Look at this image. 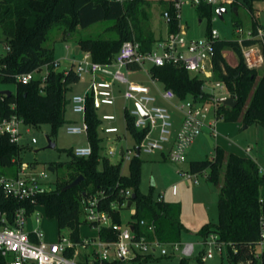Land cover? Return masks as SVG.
<instances>
[{
	"label": "trees",
	"instance_id": "1",
	"mask_svg": "<svg viewBox=\"0 0 264 264\" xmlns=\"http://www.w3.org/2000/svg\"><path fill=\"white\" fill-rule=\"evenodd\" d=\"M146 5L147 0H0V27L8 47L0 60V83L15 85L10 95L0 93V117L16 114L26 124L36 128L48 123L54 134L62 126L76 122L67 117V110L71 106L70 91L78 82L79 76L72 66L65 67L62 72L54 67V45L47 44L52 40L51 33L57 30L60 32L59 40L68 41L82 28L111 20L112 24L105 31L113 32L115 36L77 38V46L81 52L90 51L95 61L110 63L127 40L139 41L144 50H150L154 43L162 40L154 38L144 18ZM196 8L199 18L206 17L211 21L213 5L202 1ZM249 9L253 15V28L263 26L254 15L252 3L249 4ZM169 11L170 32H177L179 27L174 6ZM235 24L238 27L241 22L236 20ZM54 41L55 38L52 42ZM250 42L251 40L244 39V43ZM227 48L237 54L239 62L236 66L230 65L226 60L223 51ZM44 65L49 67L46 83L42 84L40 77L27 83L18 80L19 75L35 71ZM128 69L135 74L141 66L129 63ZM150 74L164 87L172 88L180 99L193 98L200 102H210L214 97L205 89V78L198 74L192 75L183 66H151ZM258 75L259 70L249 69L245 65L237 39L220 38L215 43L212 78L214 82H223L228 92L237 100L234 107L217 103L218 118L226 121L241 120L245 125L259 124L264 127V71L256 82ZM85 118L89 124L87 137L92 154L78 157L71 148L68 150L72 156L71 162L51 163L50 166L55 170L65 166L68 173L67 178L54 183L52 191L37 197V202L43 206L47 216L56 218L61 230L69 229L74 241H81L80 228L88 224L81 218L83 201L91 195H97L99 208L108 212L112 224H121V209L128 207V201L123 206L126 198L122 190L131 189L132 193H136V198L133 203L134 220L129 224L133 225L137 237L145 235L149 239L158 238L165 243L180 242L183 229L180 206L165 199H156L152 192L146 194L139 189L141 157L135 154L129 163V174H124L122 159L112 162L108 156L101 155L104 137L100 133V127L107 120L102 118L100 110L94 106L91 95L88 96ZM125 122L127 132L133 137L135 146H138L147 130L135 126V117L127 109ZM214 147V158L192 160L189 165L190 172L194 174L209 169L207 180L219 187L218 220L204 225L203 233L207 236L215 233L226 244L228 264H241L251 257V250L258 239L262 212L259 200L264 196V179L259 173V164L252 157L228 151L219 145ZM20 150L21 145L12 141L9 135L0 134V176L16 173L21 161ZM79 175H83L84 179L78 185L62 190ZM19 205L17 200L7 198L0 192V210H8L12 216L13 209ZM29 207L30 210L33 209V205ZM141 220L146 223L141 224ZM152 222L155 224L153 231L148 228ZM98 234L104 240L117 239L113 226L103 225ZM150 258L152 254L138 253L128 263L120 259L114 263L142 264ZM183 262L184 260L182 264Z\"/></svg>",
	"mask_w": 264,
	"mask_h": 264
},
{
	"label": "built area",
	"instance_id": "2",
	"mask_svg": "<svg viewBox=\"0 0 264 264\" xmlns=\"http://www.w3.org/2000/svg\"><path fill=\"white\" fill-rule=\"evenodd\" d=\"M193 1L199 4L204 0ZM184 2L185 0L175 1L174 11L177 19L181 18V7ZM205 2L215 6L219 0H205ZM164 15L171 20L169 10H166ZM236 31L239 35L243 33L241 25L236 28ZM219 39V33L215 29H211L210 34L204 38H188L184 31L179 30L169 32L166 38L154 43L150 50L142 49L137 40H127L110 63L95 61L90 51H79L82 56L73 59L72 67L79 78L85 74L91 75L92 78L85 94L71 96V108L74 113L82 115V120L81 123L67 124V133L88 134L89 124L85 118L88 96H93L94 106L98 109L103 105H113L117 98L115 87L121 84L124 85L122 94L125 99L134 102L132 108L128 106L125 108L135 117V126L138 129H146L147 133L138 146L134 144L131 148L124 147V154H120V149L119 151L110 149L109 154L118 153L123 162H129L137 154V148L140 147V153L151 154L166 151L171 161H186L187 149L205 128H209L212 134L216 133V121L209 119L211 110L215 112L218 119L216 96L212 99L214 107L211 108L208 102H200L193 98H178L172 88L159 89L157 87V93H154L148 85L136 83L131 79L132 73L128 69V64L137 63L141 67L147 63L151 66L173 64L183 66L191 72L204 73L205 78H212L215 43ZM244 39H249L251 42L244 43ZM237 40L245 65L249 69L264 68V26L258 25L256 29L252 28L245 36H239ZM59 66L60 62L56 60L54 67ZM40 69H44V72L37 75ZM40 69L21 74L17 78L27 83L33 78L40 77L44 84L49 75V67L44 65ZM152 81L154 84L157 83L154 78ZM215 86L220 89L226 88L221 81H215ZM159 97L172 103L182 115L181 125L172 146L170 144L175 131L173 114L167 106L158 103ZM0 99H2L1 96ZM139 106L147 116H144ZM102 118L114 121L116 116L105 113ZM31 127L16 114L10 117H0V134L9 135L12 141L20 145L24 132L30 133ZM103 129L106 133L119 131L115 125H107ZM32 142L36 143L37 139L33 137ZM73 152L78 157L89 156L92 154V147L90 143L86 146L73 147ZM259 173L264 179V166L259 165ZM183 177L195 183L200 181L198 174L191 172L184 173ZM53 189L54 183L50 180L48 171H38L36 165L23 161L19 162L15 174L0 176V192L7 198L17 200L20 204L13 209L12 216L8 210H0V264H115L114 261L118 259L128 263L138 253L148 255L160 251L161 255H171L175 250H179L184 256L190 257L196 252L197 244L194 242L165 243L158 238L149 239L145 235L138 238L130 224L125 227H121V224H112V218L108 212L99 208L97 195H91L83 201L86 210L85 220L96 228L98 233L106 223L113 226L117 232L116 240H104L98 234L93 237L84 236L81 241H74L70 230L65 229L66 232L60 233L57 241H48L45 238V231L39 226L42 219L38 209L43 206L37 202V197ZM122 192L126 198L124 206L133 193L131 189L122 190ZM176 192L177 185L175 184L173 193L176 194ZM159 199H164V195H160ZM259 201L262 212L258 239L251 250V257L244 264H264V196H261ZM29 205H33V209L30 210ZM113 205L117 206V204ZM145 223V220H141V224ZM148 228L153 231L155 224L150 223ZM202 244L204 250L201 251L200 259L203 263L214 257L216 252L222 255L223 247L226 246L215 233L209 234ZM258 248L261 249L259 252Z\"/></svg>",
	"mask_w": 264,
	"mask_h": 264
},
{
	"label": "rangeland",
	"instance_id": "3",
	"mask_svg": "<svg viewBox=\"0 0 264 264\" xmlns=\"http://www.w3.org/2000/svg\"><path fill=\"white\" fill-rule=\"evenodd\" d=\"M176 0H147L146 13L144 18L149 24L152 34L155 39H161L170 32V20L164 15L166 10L174 6ZM235 2V3H234ZM252 3L253 12L260 24L264 26V0H219L218 4L214 6V13L211 21L204 17L199 18L197 13V6L200 3H195L193 0L186 1L181 7V18L178 19V29L184 31L188 38H204L211 29L218 31L221 39L231 40L237 39L239 36H245L253 28V15L249 9V4ZM219 5H223L227 11L220 17L216 12ZM237 7V11H235ZM241 22L243 33L239 35L236 31L235 21ZM112 24L111 20L97 22L87 28L78 30L68 41L59 40V31L54 30L51 33V38L56 39L48 41L47 44L54 45L55 58L65 67H71L72 61L75 57L82 56L74 54L77 46V38L81 37H98L102 36L110 38L115 36L113 32L105 31V29ZM0 27V60L7 52L6 42ZM69 46V48H68ZM225 55L230 63L235 64L236 59L233 50L227 48ZM238 59V57H237ZM239 62V59H238ZM150 64H144L141 69L135 74L130 75L131 79L139 84H145L150 87L163 88V85H154L148 71ZM264 68L259 69V75L256 80L262 76ZM44 69H40L37 75H41ZM192 75L198 74L205 78L204 73L191 72ZM87 74L79 78L78 82L73 85L70 95L85 94L89 87ZM204 86L207 91L214 96H228L230 93L226 88L220 89L215 86L214 79L204 80ZM15 89L13 83H0V90ZM118 96V95H117ZM159 104H163L169 108L173 114L174 126L176 130L181 125V112L165 99L160 98ZM211 108L214 103L208 102ZM126 106L132 108L134 102L125 99L123 94H119L115 105L103 106L100 109V114H113L116 116L114 121H104L100 127V133L103 140V148L101 155H106L112 162L121 160L120 155H110L109 150L114 149L119 151L121 146L132 147L135 143L133 137L126 130L125 112ZM67 117L71 120H77L81 123L82 115L74 113L71 106L68 107ZM209 119L216 121V133L211 135L212 140L216 146L219 145L228 151H233L240 155H247L257 161L259 165L264 166V127L259 124L246 125L241 120L226 121L222 118H216L215 112L211 110ZM107 125H115L119 132L104 133L103 127ZM206 130V129H205ZM199 135L194 143L187 149L185 154L186 161L173 162L161 152L145 153L141 152V177L139 182V189L142 193H150L154 198H159L164 195L165 200L175 202L180 206V219L183 224V229L180 236V243L194 242L197 244L196 252L193 256H184L179 250H175L171 255H161L160 251L152 254V258L142 262V264H228L226 259L227 246L223 247V254L215 253V256L209 258L206 262H201V251L204 250L202 244L207 235L203 233V227L208 222H216L218 220V191L219 187L210 180H207L205 174L209 173V169L198 173L199 183L193 182L183 177L184 173H190L189 165L192 160H202L207 158H214L216 148L212 146L210 140L206 136V131ZM209 134V133H208ZM120 135V136H118ZM37 139L36 143L32 142V138ZM48 137L56 142L55 148L48 147ZM89 144L86 133L69 134L66 131V125L62 126L56 134L53 133L50 124L45 123L40 127H31V132H24L21 140L20 159L25 163L36 165L38 171H48L50 180L55 183L57 180L67 178L68 169L64 166L58 168L54 172L48 170L51 163L63 162L69 163L72 156L68 150L77 146H86ZM129 162H124L123 173L129 174ZM177 185V195L173 194V186ZM153 187V188H151ZM41 213L42 222L39 225L45 231V238L48 241H57L60 233H65V229L58 227L57 219L47 216L44 208L38 209ZM135 204L131 207L121 209V227L128 225L130 221L134 220ZM81 218H86V210L82 209ZM34 219V217H33ZM36 226V225H35ZM98 230L89 224H84L80 228L81 236L93 237L98 235ZM209 239V238H208ZM171 248V246H168ZM261 249L258 248L259 252ZM244 264V263H241Z\"/></svg>",
	"mask_w": 264,
	"mask_h": 264
},
{
	"label": "water",
	"instance_id": "4",
	"mask_svg": "<svg viewBox=\"0 0 264 264\" xmlns=\"http://www.w3.org/2000/svg\"><path fill=\"white\" fill-rule=\"evenodd\" d=\"M226 11H227V9L224 6H218L217 9H216V12L218 13V15L220 17H223V14ZM235 11H237V7H235ZM79 51H80V47L76 46L75 54L78 55ZM64 69H65V65H60L58 67V72H62V71H64ZM0 93L4 94V95H10L12 93V91L11 90H0ZM215 100L218 103H221L223 105H228V106H231V107H234L237 104L236 98L234 96H232V95L219 96V97H216ZM139 108H141V107L139 106ZM141 110H142V108H141ZM142 112H143L144 116H147L146 113L143 110H142ZM247 126L248 125H246V127ZM207 137L210 140L212 146H214V141L212 140L211 136L208 135ZM48 147H50V148H55L56 147V142L54 140H52L50 137H48ZM120 154H124V146L120 147ZM140 154H141L140 153V147H138L137 148V156H140ZM48 170H50L51 172H54L55 168L53 166H49ZM83 179H84V176L83 175H79L72 182L66 184L62 188V190L66 191L68 189L73 188L74 186L78 185ZM135 198H136V193H133L132 196H131V199H129V201H128V207H131L133 205ZM105 225H108V223H106ZM131 229L132 230L134 229L133 225H131Z\"/></svg>",
	"mask_w": 264,
	"mask_h": 264
},
{
	"label": "crops",
	"instance_id": "5",
	"mask_svg": "<svg viewBox=\"0 0 264 264\" xmlns=\"http://www.w3.org/2000/svg\"><path fill=\"white\" fill-rule=\"evenodd\" d=\"M168 35V34H167ZM164 38H166V36L165 37H163L162 39H164ZM68 48H69V46H68ZM75 49H76V47H75ZM232 50V49H231ZM225 51H226V49L223 51V54H224V56H225V58H226V60L228 61V59H227V56L225 55ZM74 52H75V50H74ZM233 53H235L234 51H233ZM235 55L236 56H234L235 57V59H236V63L235 64H233V63H230L229 61H228V63L230 64V65H232V66H236L237 64H238V59H237V54L235 53ZM151 65V64H150ZM148 74H149V76H150V78H151V80H152V77H151V74H150V69H149V72H148ZM133 75V74H132ZM91 75H87V79H89L88 80V83H90V81H91ZM208 79H211V78H208ZM153 82V81H152ZM157 84H161L159 81H157V83L156 84H154V85H157ZM162 85V84H161ZM150 87V86H149ZM164 87V86H163ZM151 88V90L154 92V93H157V87H150ZM123 89H124V85H117L116 87H115V90H116V94L119 96V94H122V92H123ZM73 95V94H72ZM71 95V96H72ZM231 95V94H230ZM118 96H117V98H118ZM117 98H116V100H117ZM161 97H159V99H160ZM168 102V101H167ZM116 103V102H115ZM113 105H115V104H113ZM103 106H108V105H103ZM102 106V107H103ZM112 106V105H111ZM101 107V108H102ZM100 108V109H101ZM99 109V110H100ZM105 114V113H104ZM103 115V114H102ZM76 122H78L77 120H75ZM215 127H216V125H215ZM179 129V128H178ZM178 129H176L175 131H174V136H173V141L171 142V144H170V146H172V143L174 142V139L176 138V135H177V131H178ZM206 129V130H205ZM204 130L206 131V136H208V135H212V131L209 129V128H205ZM119 132V131H118ZM209 133V134H208ZM118 136H120V135H118ZM121 137V136H120ZM214 145H216L215 144V142H214ZM158 152H161V151H158ZM164 156H166L167 157V155H168V152H161ZM247 156V155H246ZM174 194V193H173ZM178 193H176L175 195H177ZM165 199V198H164Z\"/></svg>",
	"mask_w": 264,
	"mask_h": 264
}]
</instances>
